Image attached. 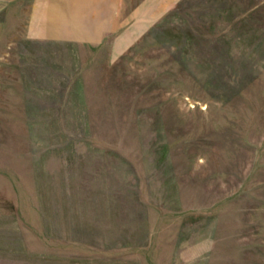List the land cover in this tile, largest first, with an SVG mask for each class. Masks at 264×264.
Returning <instances> with one entry per match:
<instances>
[{
	"label": "rangeland",
	"instance_id": "374dc122",
	"mask_svg": "<svg viewBox=\"0 0 264 264\" xmlns=\"http://www.w3.org/2000/svg\"><path fill=\"white\" fill-rule=\"evenodd\" d=\"M0 264H264V0H0Z\"/></svg>",
	"mask_w": 264,
	"mask_h": 264
},
{
	"label": "crops",
	"instance_id": "0c3cea01",
	"mask_svg": "<svg viewBox=\"0 0 264 264\" xmlns=\"http://www.w3.org/2000/svg\"><path fill=\"white\" fill-rule=\"evenodd\" d=\"M113 21H116L115 20V18H113ZM105 34V33H104ZM74 39V38H73ZM84 40V39H83ZM73 41H77V37H75V40H73ZM102 42V41H101ZM100 41H99V43H101ZM102 44V43H101ZM115 46V45H114Z\"/></svg>",
	"mask_w": 264,
	"mask_h": 264
}]
</instances>
